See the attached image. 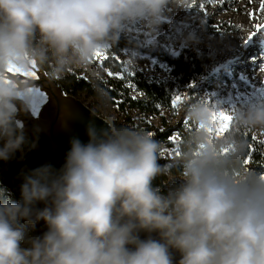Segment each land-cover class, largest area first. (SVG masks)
<instances>
[{
  "label": "clouds",
  "instance_id": "obj_1",
  "mask_svg": "<svg viewBox=\"0 0 264 264\" xmlns=\"http://www.w3.org/2000/svg\"><path fill=\"white\" fill-rule=\"evenodd\" d=\"M170 3L188 8L191 0H0V160L25 144L18 117L30 112L37 87L9 68L39 67L50 81L81 70L98 82L97 54L136 23L155 36ZM219 110L207 97L183 107L190 127L181 183L166 193L154 186L172 174L159 164L160 141L90 123L89 141L74 137L59 171L32 170L20 201L0 196V264H175V253L178 264H264V174L244 164L249 145L240 134L264 132V103L232 112V129L218 138L211 129ZM39 221L48 231L33 237Z\"/></svg>",
  "mask_w": 264,
  "mask_h": 264
},
{
  "label": "rangeland",
  "instance_id": "obj_2",
  "mask_svg": "<svg viewBox=\"0 0 264 264\" xmlns=\"http://www.w3.org/2000/svg\"><path fill=\"white\" fill-rule=\"evenodd\" d=\"M262 3H264L263 0H257L254 4L250 2L244 9L248 12L250 19L254 20L253 26L250 29H245L240 21L243 17V11H231V0L228 2H225V0H211V2L209 0H191L188 8L175 4L170 8L167 7L165 20L156 34L157 39L171 45L175 49L184 45L207 53L211 62L206 67V71L212 72L215 76L214 79H216L215 83L221 87V89L213 88L210 76L206 78L199 76L192 96L188 97L181 104L177 111V116L173 117L165 110L164 117L167 125L177 124L182 121L186 123L187 120L182 111L183 107L188 104V101L193 102L200 97H207L210 104L230 113L238 109L247 108L251 104L264 103V71H261L264 68V33L258 32L256 29L257 25L264 27V15L261 18L259 16ZM253 14L255 15V19H253ZM232 15L234 18L231 19ZM140 31L147 30L142 23H136L128 26L124 33L134 35ZM242 33L244 35L241 42L245 46L249 40L254 39L255 45L250 48V54L253 52L254 55H248L243 58V51H240L241 54L237 60H232L229 55L222 52V48H216L219 42L222 41L224 49H232L234 43L231 41V38L238 37L239 39ZM189 34L196 36L198 42L186 43L185 37ZM108 47L109 44L106 45L105 54ZM255 47L260 49L257 50ZM122 57L126 61L134 59L135 68L138 71H142L148 77H156L158 79L169 77L167 66L155 58L136 52H124ZM122 57H117V59L122 61ZM243 63L248 67L247 70L241 69L244 66ZM96 67L102 70L103 74V79L98 81L97 84L102 89V93H106V78L111 77L107 75L106 68L101 67L98 62L96 63ZM73 72L80 76H85L86 74L81 70ZM223 79L226 81L221 83L220 81ZM132 95L142 97L135 90L132 91ZM80 98L85 104L107 120H115L123 127L129 125L127 115L112 100L104 101L100 97L87 98L84 94ZM131 117L136 122H139L142 118L138 111L135 110L131 111ZM145 120L161 127V120L157 116L146 117ZM246 131L260 143L264 156V143H261V141H264V132ZM169 156L179 159L176 153L169 154ZM254 171L264 174L262 171ZM9 193L11 192L6 187L0 188V194L14 201L12 193V196ZM32 230L30 231V235L32 234ZM22 246L28 247L27 244Z\"/></svg>",
  "mask_w": 264,
  "mask_h": 264
},
{
  "label": "trees",
  "instance_id": "obj_3",
  "mask_svg": "<svg viewBox=\"0 0 264 264\" xmlns=\"http://www.w3.org/2000/svg\"><path fill=\"white\" fill-rule=\"evenodd\" d=\"M124 52H136L163 62L169 69V77L166 79L148 77L142 71L129 67L125 58L122 57ZM106 55L109 56V60L105 61L104 68L113 72H125V69L127 70L125 72V80L113 77L106 78V93H102V89L97 82L94 83L88 74L80 76L75 72H71L63 79L55 81L65 93L73 94L77 97L84 94L87 98L100 97L104 101L112 100L127 115V120L129 121V125L123 127L115 120H109L115 128H136L148 131L153 135L154 139L164 145V150L160 154L159 164L167 166V169H170L172 174L158 176L154 181V186L160 187L166 193L168 190L178 187L181 183L179 159H175L169 154L176 153L177 148L180 151L188 128L182 122L167 125L164 117L165 110L173 117L177 116V111L174 112L171 107V97L176 94H182L186 98L191 97L199 76L204 78L210 76L213 88L221 89L220 85L215 83L216 79H214L215 76L212 72L206 71L211 59L207 53L184 45L175 49L171 45L159 41L156 35H149L148 31H140L134 35L122 33L116 44H109ZM117 57H122L121 62L123 63H120ZM225 81L223 79L220 82ZM129 83L135 87L129 88ZM133 90L141 94L142 97L133 96ZM190 102L188 101V103ZM132 110L138 111L141 115L142 118L139 122L132 120ZM154 116L160 118L161 127L145 120L146 117ZM240 134L247 140L248 145H251L248 155H251L253 162L246 166L252 170L264 172V156L260 143L253 139L254 137L247 131ZM170 135H176L181 139L173 144L169 140ZM0 188H3L1 184ZM9 194L11 195V193ZM0 196L4 195L0 194Z\"/></svg>",
  "mask_w": 264,
  "mask_h": 264
},
{
  "label": "water",
  "instance_id": "obj_4",
  "mask_svg": "<svg viewBox=\"0 0 264 264\" xmlns=\"http://www.w3.org/2000/svg\"><path fill=\"white\" fill-rule=\"evenodd\" d=\"M40 79L32 90L30 112L19 115L26 142L9 160H0V184L9 189L14 201L21 200V186L32 170L43 165H51L59 171L65 164L70 150V141L76 137L83 143L89 141L88 125L94 124L98 130L114 127L109 120L98 114L80 97L65 93L57 81H50L46 72L37 67ZM42 209L43 203L37 205ZM48 231L43 221L35 224L31 236L43 237ZM156 237V234H152ZM141 239L148 237L140 234ZM175 264L179 254L175 253Z\"/></svg>",
  "mask_w": 264,
  "mask_h": 264
},
{
  "label": "snow or ice",
  "instance_id": "obj_5",
  "mask_svg": "<svg viewBox=\"0 0 264 264\" xmlns=\"http://www.w3.org/2000/svg\"><path fill=\"white\" fill-rule=\"evenodd\" d=\"M209 2H211V0H209ZM260 10H261V13L264 14V3L261 4ZM253 19H255L254 14H253ZM256 29L258 32L264 33V27H262L261 25H257ZM96 59H97V62L99 63V65L101 67H104L105 61L109 60V56L106 54L98 53ZM120 63H123V62L120 61ZM105 70L107 71V75L109 77H113V78L120 79V80H125V72H127L126 69H125V72H113V71L108 70V69H105ZM8 71L11 75L27 76L34 81H38L40 79V76L36 71H33L31 73H20L19 70L13 69V68H9ZM261 71H264V68H262ZM129 75H130V73H129ZM128 87L134 88L135 86L133 84L129 83ZM133 98H135V97H133ZM186 99L187 98L185 96H183L182 94H176V95L171 97V107L174 110V112L179 110V107L181 106V104H183L186 101ZM213 123H214L215 127L213 129H211V131L219 138L232 129L233 116L228 111L219 110L214 116ZM182 124H184L185 127L189 129V127H190L189 122L185 123L182 121ZM180 139L181 138L176 136V135H170L169 136V140L173 144H175ZM253 139H255V138H253ZM261 143H264V141H261ZM249 148H251V145H249ZM176 155H178V156L180 155L179 148H177ZM252 162H253V160H252L251 155H248L244 161V164L249 165Z\"/></svg>",
  "mask_w": 264,
  "mask_h": 264
},
{
  "label": "bare ground",
  "instance_id": "obj_6",
  "mask_svg": "<svg viewBox=\"0 0 264 264\" xmlns=\"http://www.w3.org/2000/svg\"><path fill=\"white\" fill-rule=\"evenodd\" d=\"M229 0H225V2H228ZM264 1V0H263ZM252 2L253 4L255 2H257V0H231V11L233 12H238V11H243V17L242 19H240V21L242 22V24L244 25V28L245 29H250L252 26H253V21L254 20H251L249 15H248V12H246L244 9L245 7L247 6L248 3ZM174 4L170 3L168 5V8H170L171 6H173ZM260 18L262 17V14L261 13V10H260ZM234 18V16L232 15L231 16V19ZM244 33H242V36L239 37H236V38H231V41L234 43V46L232 49H224L223 46H224V43L222 41L219 42V44L217 45V49H221L222 48V52L226 53L227 55H229L232 60H237L238 56L241 54L240 51H243V58L248 56V55H254V53L252 52V54H250V48L254 47V39H251L248 41L247 45L245 46L244 44H242V37H243ZM255 49L259 50L260 48H256ZM260 63V62H258ZM244 66L241 67V69H245L247 70L248 67L243 63ZM259 67V65H258ZM248 72V71H247ZM250 73V72H249ZM253 80H255V78H253Z\"/></svg>",
  "mask_w": 264,
  "mask_h": 264
}]
</instances>
